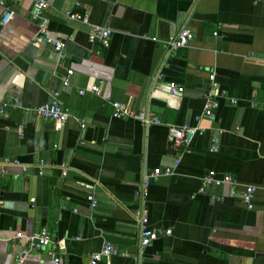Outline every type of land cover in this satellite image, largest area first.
<instances>
[{"label":"crops","instance_id":"crops-1","mask_svg":"<svg viewBox=\"0 0 264 264\" xmlns=\"http://www.w3.org/2000/svg\"><path fill=\"white\" fill-rule=\"evenodd\" d=\"M7 5L0 105H10L0 115V161L26 168L8 164L0 172V264L27 247L17 232L41 227L57 240L60 264L86 262L105 242L117 254L98 264H264V0H48L49 31L62 41L64 59L49 43H31L32 0ZM72 11L87 13L90 23L70 19ZM93 25L112 29L108 46L89 41ZM183 27L193 33L189 45L168 51ZM212 70L218 107L196 123ZM158 81L182 90L171 94ZM56 90L70 114L63 123L34 111ZM115 100L150 110L161 123L113 117ZM183 123L204 130L172 147L168 127ZM167 166L172 174L151 180L144 197L137 193L145 174ZM209 170L236 178L238 193L242 184L255 186L253 207L231 197L228 184L202 187ZM144 212L171 234L140 248ZM50 252L31 250L24 264H49Z\"/></svg>","mask_w":264,"mask_h":264},{"label":"built area","instance_id":"built-area-1","mask_svg":"<svg viewBox=\"0 0 264 264\" xmlns=\"http://www.w3.org/2000/svg\"><path fill=\"white\" fill-rule=\"evenodd\" d=\"M8 0H0V7L3 9L0 18V24L6 25L10 18L12 17V10L7 5ZM9 1H20V0H9ZM48 8V0H32L31 8V19L37 24V33L32 37V44H41L43 42L49 43L53 46V49L57 52L59 59H64L65 54L63 52V43L59 38H56L50 34L49 31V19L45 12ZM70 19L79 20L85 24H89V17L87 13H79L77 11H72L68 14ZM112 34V29L108 26L93 25L91 32L89 34V41L93 42L97 40L101 45L108 46L110 42V37ZM193 38V33L186 27L181 28L177 34L167 41L166 47L168 51H174L179 48L187 47ZM72 74V70L68 69L67 74L64 77L63 84H68V78ZM210 88L206 94V101L203 106L200 115L194 117L196 123L199 122L202 116L210 117L214 114V110L218 107L217 96L220 91L216 87L215 74L213 70L209 74ZM161 82V81H158ZM163 87L167 88L171 94H178L181 92L182 88L171 81L168 83L161 82ZM92 92L99 93L100 89L97 84H93L89 88ZM85 92L84 89L79 90L80 94ZM60 93L59 91H53L48 102L37 105L34 108L36 114L54 120L55 122L63 123L65 122L70 114L64 110L60 103ZM12 104L18 105V98H13ZM10 105L8 101H3L0 105V115L5 112V109ZM112 116L113 117H129L134 120L141 122L144 125L150 124H160L161 120L154 116L150 110H140L135 111L129 108L125 103L121 101H112ZM84 126V122L82 123ZM203 128L199 127L197 124L183 123L181 125H171L168 127V141L172 147H179L190 141L191 137L203 132ZM211 152H217L219 148V138L213 136L211 139ZM175 164L179 162V158H175ZM8 164H19L23 169L26 168L24 164H21L19 160L4 159L0 161V172H5V168ZM41 173V171L39 172ZM173 173L172 167L164 168H154L147 174H145L143 179V187L137 191L139 195L145 196V187L150 183L151 180L158 179L161 175H170ZM223 184H228L231 187L230 196L238 197L239 200L247 207L252 208V198L255 191V186L251 184H242L241 191L238 193L237 188L241 186V183L230 174H224L222 176H217L214 170L207 171L202 177V187L206 185L221 186ZM87 189H92V184L85 183L84 185ZM203 189V188H202ZM215 200H222L223 197L220 195L211 196ZM87 200L90 202L92 207L97 205V200L92 192H89L86 196ZM139 245L143 248L149 245L152 241L171 234L170 228H163L159 226H151L149 224L148 215L144 212L139 218ZM17 238H26L27 247L21 249L18 253L16 260L10 264H24L26 256L31 250L41 249L45 246L51 247L49 264H60V257L56 253L58 242L52 236H50L45 227L32 232L29 235H23L20 232L16 233ZM117 254L116 248L109 242H105L100 250L92 252L89 259L86 262H81L79 264H98L103 257H108Z\"/></svg>","mask_w":264,"mask_h":264}]
</instances>
